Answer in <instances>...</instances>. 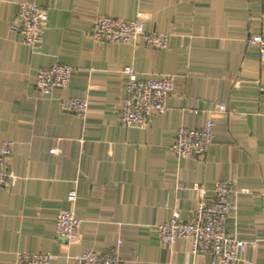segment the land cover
<instances>
[{"label":"crops","instance_id":"0c3cea01","mask_svg":"<svg viewBox=\"0 0 264 264\" xmlns=\"http://www.w3.org/2000/svg\"><path fill=\"white\" fill-rule=\"evenodd\" d=\"M20 1L49 11L37 52L10 29ZM139 11L146 30L170 33L168 48L92 38L97 15ZM263 26L264 0H2L0 148L13 142L7 163L15 178L0 186V264H15L25 250L74 264L73 255L102 253L119 239L122 264H207L186 239L161 244L156 225L177 210L192 219L201 196L193 184L212 189L227 179L251 190L228 221L247 243L236 264H264V58L248 42ZM57 61L74 67L70 85L43 94L38 71ZM128 64L140 78L176 76L168 110L146 127L119 117ZM64 96L88 97L87 118L62 111ZM219 104L227 111L216 114ZM214 113L206 158L176 156L177 129L203 128ZM68 207L82 219L80 242L70 245L56 236L57 212Z\"/></svg>","mask_w":264,"mask_h":264},{"label":"built area","instance_id":"2783aa9c","mask_svg":"<svg viewBox=\"0 0 264 264\" xmlns=\"http://www.w3.org/2000/svg\"><path fill=\"white\" fill-rule=\"evenodd\" d=\"M2 0H0L1 5ZM49 20L48 9L35 1L18 2V12L10 23L12 32L19 35L24 44L33 51L40 50L43 43V31ZM91 36L95 41L112 43L137 44L140 40L147 45L166 49L170 44V33L166 31L146 30L144 12L139 11L135 17L124 19L107 14L96 16ZM249 43L259 45L260 55L264 58V26L261 32L252 34ZM74 67L55 62L51 66L42 67L38 71L36 88L43 94H51L56 88H67L70 85ZM128 76L125 84V96L119 108V117L125 126L146 127L159 113L168 110V97L175 92L176 76L162 73L157 77L140 78L134 65L124 66ZM60 109L74 113L86 119L91 107L88 97L64 96L59 100ZM227 111L226 104H219L215 113ZM212 114L203 128L180 126L171 144L172 152L181 157L203 161L213 143L214 120ZM13 150V142L4 140L0 148V186L15 178L7 158ZM199 190L200 198L193 210L192 219H184L179 211H175L167 221L156 225L163 245L172 246L179 239H186L191 245V252L209 257L207 264H236L239 254L247 243L231 234L228 229L230 214L237 210L239 196L249 193L247 187L238 186L232 180H220L212 188L198 183L193 184ZM78 198L76 188L70 190L68 201L71 205ZM82 219L73 207L60 208L56 215V236L64 244L80 242ZM110 245L104 252L86 249L72 256L74 264H122L119 246ZM56 258L51 252L22 251L17 255L15 264H51Z\"/></svg>","mask_w":264,"mask_h":264}]
</instances>
